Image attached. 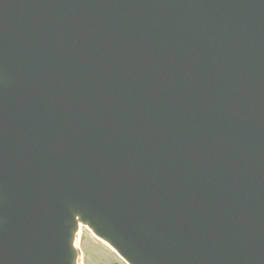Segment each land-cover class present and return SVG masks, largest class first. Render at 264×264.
I'll use <instances>...</instances> for the list:
<instances>
[{"label": "water", "instance_id": "95a60500", "mask_svg": "<svg viewBox=\"0 0 264 264\" xmlns=\"http://www.w3.org/2000/svg\"><path fill=\"white\" fill-rule=\"evenodd\" d=\"M7 1L0 0V7ZM14 2L21 12H35L36 24L28 34L34 51L10 72L0 68V116L5 108L9 112V173L62 176L67 184L62 197L39 186L38 193L15 195L9 208L0 207V264H74L75 215L137 264H264V250L242 243L253 241L257 233L239 231L236 218L228 217L232 204L249 218L264 220V198L245 193L259 181L264 161L248 160L246 153L236 157L259 142L257 134L264 137V107L243 102L234 90L217 97L212 88L199 86L196 66L183 61L179 73L171 76L172 122L144 104L143 114L136 110L127 126L134 139L124 141L115 114L98 106L87 114L75 143L66 137L73 129L63 125L80 106L96 104L98 86L84 72L86 62L91 63L88 54L70 49L98 48L95 42L101 36L85 30L89 6L72 2V11L59 15L51 0H39L37 7ZM169 3L174 15H202L216 5L214 0ZM124 6L123 0H113L111 7L116 12ZM239 9L252 14L250 7ZM213 14L227 21L232 15L220 9ZM92 15L98 19L100 9H92ZM122 97L118 86L115 99ZM202 106L207 108L199 126L203 132V116L215 113L206 146L219 142L215 156L189 145L196 137L191 129L198 133L194 118ZM239 138L242 145L235 146L232 140L239 144ZM218 153L234 165L221 164ZM206 196L218 204L204 206Z\"/></svg>", "mask_w": 264, "mask_h": 264}, {"label": "bare ground", "instance_id": "6f19581e", "mask_svg": "<svg viewBox=\"0 0 264 264\" xmlns=\"http://www.w3.org/2000/svg\"><path fill=\"white\" fill-rule=\"evenodd\" d=\"M260 3L264 4V0L261 1ZM124 4L126 8L128 9V13L130 14V16L132 15V13H137L143 17L147 16V14L140 13L138 10L134 8L133 0H127L125 1ZM228 11L236 14V10L231 9ZM247 16L253 21L260 19V17L253 12L252 14L249 12ZM159 19H160V16H159ZM193 45L195 46V44ZM198 47L203 49V46H198ZM179 55H183V53H180V54H175L174 52L169 53V57L175 61H177V59L179 58ZM181 64L182 63H179V66ZM234 68L236 69V73L232 75L231 80L237 79L238 81H241L242 83L246 82L247 83L246 89L249 91L250 98L254 97L258 93H260L264 97V58L261 59V63L259 64V68L263 69L262 72L260 70H257L256 72L252 73L246 70L244 63H242L241 65L239 63H236L234 65Z\"/></svg>", "mask_w": 264, "mask_h": 264}, {"label": "rangeland", "instance_id": "374dc122", "mask_svg": "<svg viewBox=\"0 0 264 264\" xmlns=\"http://www.w3.org/2000/svg\"><path fill=\"white\" fill-rule=\"evenodd\" d=\"M80 238H81V242H82V247L84 244L88 243L90 248L95 250L98 253L108 254V252H110L104 245L100 244L93 237H91L90 233L87 230H82V234H81ZM89 250L90 249H87V252H89ZM98 253H96V255L94 254V256H97ZM96 264H108V263H106V262L103 263L102 261L98 260L96 262Z\"/></svg>", "mask_w": 264, "mask_h": 264}]
</instances>
